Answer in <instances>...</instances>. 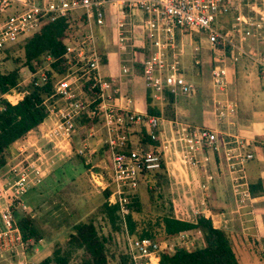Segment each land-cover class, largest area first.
Masks as SVG:
<instances>
[{
	"label": "built area",
	"instance_id": "obj_1",
	"mask_svg": "<svg viewBox=\"0 0 264 264\" xmlns=\"http://www.w3.org/2000/svg\"><path fill=\"white\" fill-rule=\"evenodd\" d=\"M258 1L261 5L259 9L254 7L255 3L247 4L246 0H19L18 7L0 19V48L19 35L36 29L46 20L57 17L77 20L78 28L64 41L59 61L63 70L53 79L52 92L43 100L46 115L51 118L43 137L46 141L52 140L58 146V152H65L70 150L77 119L83 115L95 120L94 124L102 132L100 140L105 147L107 163L104 170L89 171V178L101 190L110 187L104 200L116 205L123 235V252L130 264H158L160 249L175 245H166V241L154 236L131 235L125 220L138 179L146 178L148 172L160 167V155L132 130L134 127L142 128L150 139H161L164 118L113 101L112 92L116 90L112 85L113 78L104 77L100 72L102 27L113 14L117 44L124 47V42H128L132 57L137 56L140 62L145 85L152 96L162 98L165 90L175 95L187 93L194 87L183 77L178 52L174 51L175 36L183 29L202 33L215 61L223 60L226 52L232 60L246 55L264 74V48L261 51L246 48L245 45L247 36L260 37L264 42V0ZM6 3L7 0H0V7ZM242 4L248 5L256 15L243 13ZM222 13L230 15L228 26L219 21ZM137 34L141 39L140 43H136L140 52L132 49ZM168 48H171L170 56L165 53ZM53 60L45 54L33 70L25 66L27 81L35 86L45 83L47 69ZM121 69L126 68L121 65ZM22 80L1 93L0 97L11 103L21 99L26 92L23 86H19ZM225 82V69L213 64L210 84L214 116L217 123L227 126L233 121L235 102L227 97ZM85 90H89L92 96L84 98ZM55 101L59 102L55 104ZM126 101H129L128 97ZM171 123L188 162L193 161L195 152L201 150L204 142L211 143L216 139V131L207 127H193L177 119ZM226 134L221 135L224 159L227 167L237 172L231 176L234 191L243 192L245 188H238V185L246 184L243 163L253 154L243 149L240 139L230 141L225 138ZM14 148L22 157L17 161L8 157L0 166V261H5V264H32L27 251L33 246V238L22 236L15 208L24 211L20 194L40 182L48 170L49 156L42 146L34 143L26 146L25 142L17 141ZM77 151L82 153V147ZM173 214L177 216L178 211L174 209ZM178 234L172 236L177 238V244Z\"/></svg>",
	"mask_w": 264,
	"mask_h": 264
},
{
	"label": "crops",
	"instance_id": "obj_2",
	"mask_svg": "<svg viewBox=\"0 0 264 264\" xmlns=\"http://www.w3.org/2000/svg\"><path fill=\"white\" fill-rule=\"evenodd\" d=\"M13 1L19 3V0H11L10 4V1L7 0L6 5L12 6ZM246 2L247 4H249L248 2L255 3L256 9L261 7L258 0L255 2L246 0ZM243 13L256 15V12L250 10L248 5L246 10L243 9ZM229 20L230 16L220 14L219 21L224 26L229 24ZM115 25V16L112 14L111 19L102 27L99 40L100 72L104 77L113 78L112 85L116 90L112 92V98L116 104L144 112L146 90L149 91L153 103L161 104L164 96L162 98L152 96L141 75L140 62L137 61V56L132 57V50L128 42L125 41L127 44L125 48L116 42L120 49L111 53L106 52L110 42L109 36L114 32L115 39L117 38ZM134 40L135 46L132 49L139 51L140 48L136 43L141 42L140 35L134 36ZM175 42L174 51L178 52L179 69L183 77L191 81L194 87L187 93L175 95L171 93L173 116L165 118L159 115L164 118L161 128L166 135L171 134L173 127L171 122L173 119H177L193 127L204 126L209 130H215L216 139L211 143L204 142L201 150L195 152L191 162L185 163L178 160L174 151L171 152L168 149L163 151L164 178L167 175L168 180L166 190L171 196L176 195L178 199H181L180 194H182L187 202L189 201L187 205L182 203L177 208L174 207L173 210L184 212L188 216H193L197 212L210 215L212 225L228 231L232 243L235 245L242 244L249 248L250 242L254 241L261 245V240L264 237V78L257 75L260 73L256 64L246 55L238 56L236 60H232L228 55L229 52H226V57L223 60L215 61L202 33L183 29L176 34ZM245 45L246 48L251 47L261 51L264 48V42L260 37L247 36ZM122 52H124L123 55H120ZM165 53L170 56L171 48L166 49ZM121 56H125V59L130 63L123 62ZM204 59L209 62L208 76L204 77L205 79L203 78V68L200 67L204 64ZM190 61L197 64L195 70L188 69L191 66ZM213 64L221 65L225 69V92L227 97L235 102L233 121L227 126L217 123L214 116L210 84V69ZM121 65H124L126 69L122 70ZM127 97L129 101H126ZM85 119L87 118L85 117ZM50 120L51 118L45 115L40 123L25 133L20 142H25L26 146L31 143L38 144L44 149L41 141L45 139L43 132ZM87 120L91 122V120ZM90 122L86 125L80 123V128L84 127L86 131L92 130L96 124ZM141 130L143 131L142 128L135 129L134 134L138 136ZM223 133L229 134V136L226 134L225 138L230 141L240 139L244 145L243 149L251 151L253 154L243 163L246 184L238 185L239 189L245 188V192L234 191L235 184L231 176L237 172H233L226 165L224 141L221 136L224 135ZM98 140L99 138H96V141ZM29 149L31 148L29 147ZM57 154L62 156L63 152L57 151ZM195 194L198 195L197 200L193 199ZM173 210L169 212L174 217H179V214L177 216L173 214ZM34 248L31 246L30 249L34 250ZM30 249L27 251L28 257L31 255Z\"/></svg>",
	"mask_w": 264,
	"mask_h": 264
},
{
	"label": "rangeland",
	"instance_id": "obj_3",
	"mask_svg": "<svg viewBox=\"0 0 264 264\" xmlns=\"http://www.w3.org/2000/svg\"><path fill=\"white\" fill-rule=\"evenodd\" d=\"M8 1H10L11 4V0ZM248 3L251 4L250 2ZM16 4L19 3L13 1L12 6L1 4L0 17H4L6 14L15 10L18 7ZM246 7V4H242V11L243 9L246 10ZM227 15L230 16L229 14ZM112 34L109 36L110 42L106 50L108 53L120 49L116 45L114 32ZM21 35H19L18 38ZM20 44L18 40L15 43L11 41L5 44V46H9L6 48L12 50L11 52L0 49L1 70L10 68L14 65L12 57L21 54ZM126 45V42H124V48ZM123 53L124 52L120 55H123ZM206 55L208 59V51ZM207 59H204V64L202 66L198 64L203 68V78L208 76L209 62ZM121 60L126 62V64L130 63L129 60L127 61L125 59V56H121ZM190 64L191 68L188 67V69L193 68L195 70V65L197 64L191 63V61ZM18 72L20 79L22 80L23 78L19 86H23L22 83L27 81L25 66L19 65ZM259 73L260 74H255L264 78V74L260 71ZM208 85L207 88H209ZM91 96L92 93L89 90H85L83 97L89 98ZM51 99L54 100V98ZM58 102L59 101H55V104ZM84 119L85 117L83 115L77 119L75 131L70 139L71 150L63 152L62 156L57 154L56 148L58 146H55L52 140L45 141L44 139V141H41L44 145V150L47 151L46 153H48L49 156L48 170L44 173L38 184L20 194V200L23 205L21 208L24 207V211L15 208L17 215L29 212L38 228L40 236L33 239L32 247L35 248L34 250L30 249L31 255L29 256L33 264L35 261L42 259V257L50 255L52 250H57L58 255L66 257L65 264H76L80 260L83 250L81 248L69 247L66 238L68 232L72 230V224L77 220L91 219L97 233L106 237L105 249L109 257V264H115L118 253L123 251L124 245L121 227L116 222H110L104 214L99 212V206L104 200L102 190L95 187L89 178V171L97 172L104 170L106 167L107 157L104 145L100 140L102 132L97 125H94L92 131L90 130L91 132L86 131L84 127L80 128V123L83 124L85 122ZM94 121L95 120H92L90 123L94 124ZM135 129L137 128H133L132 133H135ZM171 131V134L166 135L162 129L161 139H158L162 154H164V150L168 149L171 152H176L175 154L178 160L180 159V161L185 163L188 162L183 156V146L178 140L177 132H175L173 127ZM96 138H99V140L96 141ZM80 147H82V153L77 151ZM175 154L173 153V155ZM9 157L12 161H17L22 157V155H19L15 150L14 143ZM151 181L152 179L149 180L148 177L138 179L135 197H137L141 208L139 211H131V216L135 221V230L141 231L146 227L155 237L161 241H166V245L175 244L173 247L181 245L186 248H191L201 245L198 232L188 229L181 230L180 232L183 233L181 235L176 233L170 236H162L164 234L162 227L155 224L157 215L163 212H171L174 207L177 208L178 205H182V203L187 205L189 201L187 202L185 196L182 194H180L181 199H178L176 195H170L166 190L168 186L167 175L164 183L161 185H153ZM197 196L198 195L195 194L193 199L196 198L197 200ZM155 198L158 204L161 203L158 207H155V200H153ZM149 199L152 201L150 202L151 204L148 203ZM177 234L180 237L179 244L176 243L177 238L174 239V237H172L174 235L177 236ZM259 246L262 249L261 254L264 256V248L261 245ZM232 247L239 264H264V258H260L253 249L247 248V246L245 247L242 244H232ZM0 264H5V261L1 260Z\"/></svg>",
	"mask_w": 264,
	"mask_h": 264
},
{
	"label": "trees",
	"instance_id": "obj_4",
	"mask_svg": "<svg viewBox=\"0 0 264 264\" xmlns=\"http://www.w3.org/2000/svg\"><path fill=\"white\" fill-rule=\"evenodd\" d=\"M78 26L75 19L57 17L54 20L44 21L36 29L24 33L14 40V43L17 40L19 44L21 43L19 45L21 54L12 57L14 62L12 67L4 70L0 69V94L8 91L19 82V65L33 70L35 64L45 54H49L54 60L47 69L48 78L45 83L35 86L30 81H25L22 84L26 92L21 99L14 103L0 97V105L2 106L0 108V166L5 163L11 154L14 141H20L28 130L34 128L45 117L47 109L43 100L52 92L53 79L63 70L59 61L62 59L64 41L74 33ZM6 47L9 46H3L0 49L8 52L12 51ZM145 100V111L148 114L162 115L165 118L173 116L172 94L170 92L165 91L161 104H156L152 102L149 91L146 90ZM84 121L85 125L90 122L87 119H84ZM139 136L141 140L150 142L153 149L160 155L159 169L151 173L148 172L147 176L149 180L152 179L153 185H161L165 181V166L162 151L159 148V140L150 139L142 130ZM109 191L110 187L102 189L103 199ZM153 200H155V207H158L159 204L156 202V198ZM150 202H152L151 199L148 200L149 204H151ZM140 208L141 205L134 195L128 203V212L125 215L126 229L129 234L134 236H154L146 227H143L144 229L141 231L135 230V221L131 216V211H139ZM99 212L104 214L110 222L119 224L115 204H108L106 200H103L99 206ZM178 214L179 217H174L170 212L157 215L155 224L162 227L164 233L162 236H170L180 230L188 229L198 232L201 245L191 248L181 245L173 248L163 247L158 254V264H239L232 247L230 233L223 228L213 226L210 215L197 212L193 216H188L181 211H178ZM16 219L23 237L34 239L40 236L34 219L29 212L16 214ZM105 240L106 237L97 233L91 219L75 221L66 238L69 247L83 250V254L76 264H109ZM261 246L264 248V237L261 240ZM249 248L253 249L260 258L264 257L261 254L262 249L258 242H251ZM65 262V256L58 255L57 250H52L50 255L42 257L34 264H65ZM115 264H130L127 255L123 251L118 253Z\"/></svg>",
	"mask_w": 264,
	"mask_h": 264
}]
</instances>
